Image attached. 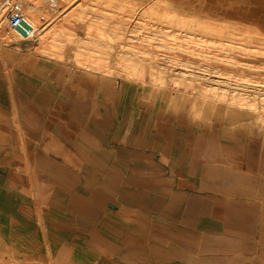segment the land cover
Returning <instances> with one entry per match:
<instances>
[{"label": "crops", "instance_id": "obj_1", "mask_svg": "<svg viewBox=\"0 0 264 264\" xmlns=\"http://www.w3.org/2000/svg\"><path fill=\"white\" fill-rule=\"evenodd\" d=\"M31 48L0 47V246L49 264H264V113L195 120L163 90Z\"/></svg>", "mask_w": 264, "mask_h": 264}, {"label": "rangeland", "instance_id": "obj_2", "mask_svg": "<svg viewBox=\"0 0 264 264\" xmlns=\"http://www.w3.org/2000/svg\"><path fill=\"white\" fill-rule=\"evenodd\" d=\"M9 1L36 30L14 36L0 10V47L24 41L34 54L163 90L159 105L195 120L264 113V0ZM0 247V264H49Z\"/></svg>", "mask_w": 264, "mask_h": 264}, {"label": "built area", "instance_id": "obj_3", "mask_svg": "<svg viewBox=\"0 0 264 264\" xmlns=\"http://www.w3.org/2000/svg\"><path fill=\"white\" fill-rule=\"evenodd\" d=\"M0 10L3 12L1 20H6L11 29L18 26L21 20L25 21L24 15L20 10V4L17 2L12 3L9 0H5Z\"/></svg>", "mask_w": 264, "mask_h": 264}, {"label": "bare ground", "instance_id": "obj_4", "mask_svg": "<svg viewBox=\"0 0 264 264\" xmlns=\"http://www.w3.org/2000/svg\"><path fill=\"white\" fill-rule=\"evenodd\" d=\"M25 21L27 24H29V26L31 27L30 30L27 31V35L26 36H23L21 33H19L18 31H16L15 29H11V30H14L12 31V34L15 36V35H18L20 36L21 38H29L31 36H34V33H35V30H36V26H35V23L33 20H31L30 18H27L25 17ZM3 31H0V38H2V40H5L8 38V35H6L4 32L2 33ZM36 35V34H35ZM36 37V36H35ZM43 49V48H42ZM82 61V60H81Z\"/></svg>", "mask_w": 264, "mask_h": 264}, {"label": "water", "instance_id": "obj_5", "mask_svg": "<svg viewBox=\"0 0 264 264\" xmlns=\"http://www.w3.org/2000/svg\"><path fill=\"white\" fill-rule=\"evenodd\" d=\"M29 24H27L24 20H21L19 25L16 26L14 29L21 33L23 36L27 35V31L30 30Z\"/></svg>", "mask_w": 264, "mask_h": 264}]
</instances>
